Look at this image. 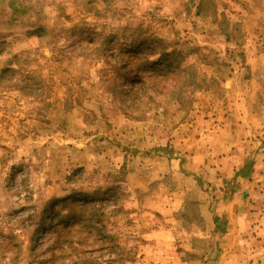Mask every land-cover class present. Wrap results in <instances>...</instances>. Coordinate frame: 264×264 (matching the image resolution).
I'll list each match as a JSON object with an SVG mask.
<instances>
[{
    "label": "rangeland",
    "instance_id": "1",
    "mask_svg": "<svg viewBox=\"0 0 264 264\" xmlns=\"http://www.w3.org/2000/svg\"><path fill=\"white\" fill-rule=\"evenodd\" d=\"M263 166L264 0H0V264H264Z\"/></svg>",
    "mask_w": 264,
    "mask_h": 264
},
{
    "label": "trees",
    "instance_id": "2",
    "mask_svg": "<svg viewBox=\"0 0 264 264\" xmlns=\"http://www.w3.org/2000/svg\"><path fill=\"white\" fill-rule=\"evenodd\" d=\"M12 12L17 13L18 10H16V8H12ZM162 55L163 56L156 60V63L144 61L145 63L149 64V68L143 67L144 72L140 76H138V78H135L134 80H132V82L129 83L127 92L132 93V97H129L131 103H148L154 101L155 98L151 95L154 93L157 94L159 91L158 87H160L161 85H164L163 88L165 91H167L166 93L168 97L174 96V92L172 93L171 91L167 90V87L170 84L168 83L170 81V78L178 75L176 74L175 68H173L174 65L171 63L170 59H166L164 60V62L162 61L163 59L168 57V53H164ZM182 83L185 84V80H182ZM138 96L146 97V102L142 97ZM175 101H178V98H175Z\"/></svg>",
    "mask_w": 264,
    "mask_h": 264
},
{
    "label": "crops",
    "instance_id": "3",
    "mask_svg": "<svg viewBox=\"0 0 264 264\" xmlns=\"http://www.w3.org/2000/svg\"><path fill=\"white\" fill-rule=\"evenodd\" d=\"M264 170V166H263ZM255 208L254 207H249V206H239L231 210V216H227L228 223L227 225L231 227L230 231L227 234L226 239L223 241L221 246H229L231 241L235 238V235L238 233V231L241 229V227H247L251 228L253 225L246 224L248 222V219L253 216L252 212H254ZM227 259V261H226ZM235 257L234 255L226 252H223L221 259H219L218 264H230L227 262H230V260H234ZM226 261V262H225Z\"/></svg>",
    "mask_w": 264,
    "mask_h": 264
}]
</instances>
